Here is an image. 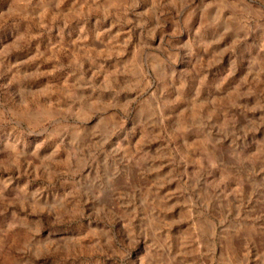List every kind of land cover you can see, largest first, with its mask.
Returning <instances> with one entry per match:
<instances>
[{
    "label": "rangeland",
    "instance_id": "rangeland-1",
    "mask_svg": "<svg viewBox=\"0 0 264 264\" xmlns=\"http://www.w3.org/2000/svg\"><path fill=\"white\" fill-rule=\"evenodd\" d=\"M0 264H264V0H0Z\"/></svg>",
    "mask_w": 264,
    "mask_h": 264
}]
</instances>
